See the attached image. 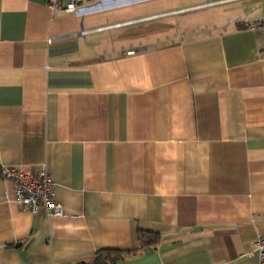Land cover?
I'll return each mask as SVG.
<instances>
[{
    "label": "crops",
    "instance_id": "1",
    "mask_svg": "<svg viewBox=\"0 0 264 264\" xmlns=\"http://www.w3.org/2000/svg\"><path fill=\"white\" fill-rule=\"evenodd\" d=\"M263 13L264 0L73 14L0 0V264H91L103 249L125 253L112 264H259L264 24L246 21ZM4 166H45L63 215L24 211Z\"/></svg>",
    "mask_w": 264,
    "mask_h": 264
},
{
    "label": "built area",
    "instance_id": "2",
    "mask_svg": "<svg viewBox=\"0 0 264 264\" xmlns=\"http://www.w3.org/2000/svg\"><path fill=\"white\" fill-rule=\"evenodd\" d=\"M105 0H46L47 6L53 14L63 12L78 13L89 7L100 5ZM247 26L256 29L264 24V13L255 22L246 21ZM101 30V29H99ZM134 50L127 55L134 54ZM4 180L11 181L15 187L16 202L26 212L33 215L44 213L47 217H61L63 210L55 200V184L45 166L37 171H29L24 167L1 168ZM256 252L259 264H264V235H260L256 242Z\"/></svg>",
    "mask_w": 264,
    "mask_h": 264
},
{
    "label": "trees",
    "instance_id": "3",
    "mask_svg": "<svg viewBox=\"0 0 264 264\" xmlns=\"http://www.w3.org/2000/svg\"><path fill=\"white\" fill-rule=\"evenodd\" d=\"M159 238L160 236L158 233H152L143 230L139 231V239L144 245H155L159 241ZM124 256L125 253L123 252L111 249H103L96 253L91 264H112L122 259Z\"/></svg>",
    "mask_w": 264,
    "mask_h": 264
},
{
    "label": "rangeland",
    "instance_id": "4",
    "mask_svg": "<svg viewBox=\"0 0 264 264\" xmlns=\"http://www.w3.org/2000/svg\"><path fill=\"white\" fill-rule=\"evenodd\" d=\"M115 13H118V12H108L106 14L99 15L98 17L107 16L108 20L105 23L114 22V21L120 20L121 18H119L118 16H116ZM103 18H105V17H103ZM168 18H170V17H168ZM162 22H164V21H162ZM118 32L119 31H113V32H108V33H109V35H111V34H116Z\"/></svg>",
    "mask_w": 264,
    "mask_h": 264
}]
</instances>
